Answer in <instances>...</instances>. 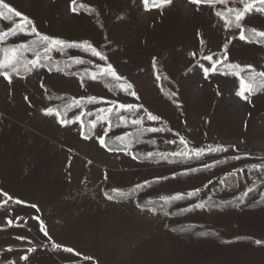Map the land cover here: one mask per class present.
<instances>
[{
  "label": "rangeland",
  "instance_id": "rangeland-1",
  "mask_svg": "<svg viewBox=\"0 0 264 264\" xmlns=\"http://www.w3.org/2000/svg\"><path fill=\"white\" fill-rule=\"evenodd\" d=\"M78 1L97 9L101 28L88 15L72 13L71 0H4L31 19L41 34L68 43L87 42L107 59L80 66L85 81L39 67L11 83L0 76V264H264V89L241 98L234 75L210 72L206 79L202 71L211 68L204 56L227 55L219 67L250 65L253 72L241 73L247 77L264 72L263 47L239 40L240 29H229L215 15L217 8L235 20L228 10L242 9L247 1L227 0L215 7L173 0L163 10L149 11L141 0ZM18 20H0V33H9L7 41L35 38L15 29ZM240 23L264 31V12L245 14ZM51 54L61 57L57 51ZM27 57L36 59L33 52ZM79 57L71 53L72 59ZM154 58L164 92L154 74ZM107 64L123 78L110 76L116 94L85 74V69L92 73L96 65ZM42 81L70 103L82 101L66 119L76 121L83 112L89 123L109 116V107L125 117L128 122L118 120L120 126L108 134L114 140L124 136L128 154L99 147L96 137L108 129L106 120L96 123L91 138L83 139L78 121L62 126L55 116L44 115L53 104L45 97ZM125 83L132 88L124 91ZM120 104L142 107L117 112ZM149 113L159 120L149 121ZM137 118L142 124L133 125L131 120ZM132 125L163 131L149 133V143L138 144L127 139ZM181 138L189 149H203V154L187 164L168 165L164 159L183 148ZM218 146L222 150L208 152ZM149 153L161 161L140 160ZM133 155L140 158L134 160ZM228 159L233 162L215 164ZM138 184L146 186L135 190ZM105 185L111 192L119 189L132 196L110 201L102 192ZM249 187L260 192L244 202L242 193ZM197 189L198 195L187 198ZM177 194L185 198L168 204L161 199ZM241 199L236 207H207L209 202L229 205ZM138 201L159 202L161 207L138 208ZM41 222L48 236L40 231ZM172 229H197L215 238L183 236ZM29 248L35 251L29 253ZM25 255L28 259L22 261Z\"/></svg>",
  "mask_w": 264,
  "mask_h": 264
},
{
  "label": "snow or ice",
  "instance_id": "snow-or-ice-1",
  "mask_svg": "<svg viewBox=\"0 0 264 264\" xmlns=\"http://www.w3.org/2000/svg\"><path fill=\"white\" fill-rule=\"evenodd\" d=\"M141 2L144 5V10L145 11H149L152 8H157V9H161L163 10L166 7L171 6L173 0H141ZM227 0H189V3L191 4H195V5H208V6H212L215 4H220V3H226ZM243 2V0H242ZM84 5L83 4H77V0H71V4H70V10L73 13L77 12V8H83ZM0 8L2 9H6L7 10V14H10L13 17H17L19 18L17 24L15 25V29L22 32L24 35H28V36H35L36 37V41L33 42V44L39 43L41 45H43V52L34 50V55L36 56V59H32L29 60L26 57L23 56L21 50L22 49H27L29 47V45L27 44H19L15 47L12 48H3L0 49V76H2L4 78V80L8 81L9 83L12 82V77L13 75L15 76H20L22 73L24 72H28L29 71V65H31V68H36L39 64V58L41 55L44 56V58L46 60H51L52 57L49 55V53L53 52V51H57V52H61L63 53L64 50L66 48H80L84 51H88L89 49H91V55L94 57H97L100 61H106V57L100 52L98 51L95 47H92V45L88 44L87 42L81 43V44H77V43H68L65 42L63 40L60 39H55V38H50L47 35L41 34L36 27L33 24V21L31 19H29L28 17L24 16L22 13H20L19 11L14 10L13 7H11L9 4L5 3L4 0H0ZM228 11L233 12L234 13V17H235V21H236V28L240 29V34H239V40L241 41H246V42H251L254 38H259L256 40L257 43L264 41V31H258L255 29H250L248 30L251 34L250 35H246L245 34V29L241 26V24L239 23L243 17L245 16V14L251 13L252 11H256V12H264V0H247L246 3H244V7L242 9H229ZM215 15L220 17L222 20H224L225 25L228 26L231 24V21L228 20L227 16L225 13H222L220 11H216ZM0 17H3V19H8V15L0 12ZM8 32H4V33H0V42H3L4 37L6 35H8ZM12 34H16L15 30H12ZM231 42V41H229ZM193 57H195V53H192ZM205 60H208L211 62V68H203L202 71L204 73V77L207 79L209 73H217L219 72V66L224 65V61H226L228 59L227 55H222L219 58L214 59L213 56L211 55H207L203 57ZM74 64H82L83 60L76 58L73 60ZM65 67H67V65H65ZM227 69H230V71H223L220 72L221 75H234L236 77V79L239 81V91H237V95L240 96L241 98H246L245 94L247 93L248 95L253 94L257 88L260 89H264V72H259V73H254L253 75L245 78L244 76L241 75V73L243 72H253L254 70L252 69V67L249 66H240V65H236V64H228L225 66ZM156 65H155V58L153 59V69L155 70ZM96 72H92L89 73V71L87 69H85V74L89 75V78L93 81H96L97 79H99L100 77H108L111 76L114 80L116 81H120L123 78L118 76L117 73L115 72V70L113 69L111 64H107L106 66L103 65H96ZM73 75H76L75 73H73ZM257 77H259V79H257ZM83 76H81V79L83 80ZM157 79H159V77H157ZM41 87H43V85H41ZM132 88L131 84H127L125 83V86L123 88L124 91H128ZM132 96H135V92H131L130 93ZM173 95H175V93H173ZM27 99V97H26ZM89 101H93L94 98L93 97H89L88 98ZM82 103L81 100H74L71 103H66L65 105H63V107L60 108H52V107H48L45 108L43 110V114L46 116H55L57 119V122L60 123L62 126L63 125H69L72 124L76 121L80 122V126H81V130H80V135L82 138H91L90 134L91 132L95 129L96 127V123L99 121H104V120H108L110 119V116H99L97 117L96 121H90L88 123V125H85L83 120L81 119V117L84 116V113L81 112L79 114V116L76 117V121H73L71 119H66L65 116L67 115V113L69 111H71L72 107H79V105ZM142 106H137V105H133V104H120L116 106V110L117 112H119L120 110H124L127 112H133V110L135 111H139V108ZM101 111H105V110H101ZM107 113L111 114L113 112V108L109 107L106 110ZM89 115H91V113H89ZM147 119L149 121H158L159 117L152 115V114H147ZM118 120L120 123H127L128 121L126 120L125 117L119 116ZM131 123L133 125H140L142 124V119L137 118V119H133L131 120ZM85 127H87L88 131L85 132L84 129ZM111 128V124H109L108 129H106L102 135H97L96 139L97 142L99 144V147L101 149H104L106 151H111V152H120V151H125L128 148V145L125 143V137L124 136H117L115 138V141L118 142L119 145L123 146V147H112L111 145V141L106 140L105 137L108 136V131ZM163 131V129L160 128H146V129H140L141 134L143 132H149V133H157V132H161ZM169 143H172V141H169ZM179 143L181 145H183V148L180 151H174L171 153V155L173 156H178V157H184L186 159H190V158H199L202 154H203V149H197V150H192L189 149V145L188 142L186 140H184L183 138L180 139ZM185 149H188L187 151H185ZM222 150L219 146L217 148H208V152L212 153V152H216V151H220ZM125 154H128L127 151H125ZM149 158L152 156L151 153L148 154ZM167 157H165L166 159ZM132 159L137 160L139 159V157L133 155ZM89 163H91V161H89ZM206 167H210L208 165H206ZM256 171H260L259 168L255 169ZM192 172H195L196 169H191ZM185 175H187V173H184ZM146 185H136V189L138 190L141 187H144ZM254 189L252 187H249L247 189V191H244L242 193L243 197H247L249 195V193H251ZM199 194V190H195V191H190L188 192L187 198H192L196 195ZM106 195V199L108 200H115L117 198L120 199H125V198H131L130 194H126L123 193L121 191H119V189H113L111 194H105ZM262 196H264V193H262ZM185 196L177 194V195H173L170 197H161V199L163 200L164 204H168L170 202H174V201H179L184 199ZM243 200H240V203H242ZM264 202V201H262ZM15 203L20 204L22 203L19 200H15ZM152 203V202H149ZM200 208L205 207L204 204H199L197 205ZM32 207H36V205H32ZM138 208H145L147 207V205H137ZM151 210V209H149ZM165 215H167V213H165ZM9 223H11L9 221ZM40 231L45 235L48 236V232L45 229L44 224L41 222L40 223ZM20 239H24L23 237H20ZM255 243L257 245L261 244L260 240L255 241ZM55 248H59V245H54ZM29 253L35 251V249L33 248H29L27 250ZM64 251L66 252H72L73 249L71 248H65ZM20 259L22 261L27 260L28 256H21Z\"/></svg>",
  "mask_w": 264,
  "mask_h": 264
},
{
  "label": "trees",
  "instance_id": "trees-1",
  "mask_svg": "<svg viewBox=\"0 0 264 264\" xmlns=\"http://www.w3.org/2000/svg\"><path fill=\"white\" fill-rule=\"evenodd\" d=\"M245 1H247V0H245ZM77 4L79 5L81 3L77 0ZM221 4L222 3L215 4V5H212V6L216 7V6H220ZM215 11H218V9L216 8ZM0 12L8 15V19H6V20L3 19V17H0V20H2V21L8 22L10 20V18L12 17L10 14H7V10L6 9L0 8ZM75 14H86L92 19V21L94 22V24L98 28L102 27L101 19H99V17H98V15H99L98 11L94 7H89L87 5H84L83 8H77V12ZM227 18H228V20L231 21V24L228 25L227 27L229 29H237L236 26H235L236 25V21L234 20V18L232 19L231 15H228ZM0 27H1V22H0ZM242 27L245 29V34L246 35H250L251 34L248 31V30H250L248 27H245V26H242ZM8 37H9V34L4 37L3 42H0V49L12 48V47H15V46H17L19 44H27V45H29V47L27 49H22L21 50L23 56L26 57L27 59H28L27 53H29V52H33L34 53V50L43 52V45H41L39 43L33 44V42L36 41V37L35 38L33 37V39H30V40L21 41V42H17L16 40L14 42H9V41H7ZM257 39H259V38H254L251 42H247V43H249V44H257V45L263 47V49H264V41H261V42L257 43L256 42ZM74 43L81 44V42H79V41L78 42H74ZM71 53L79 54L81 56V57H79V59L83 60V63L82 64H74L73 63L74 59L71 58ZM60 54H61V57L58 58V59H55V58H53L52 54L49 53V55L52 57L51 60H46L44 58V56L41 55L40 58H39V64H38L37 67L44 69L47 73H61V74L65 75V76H67V77L75 76V77L80 78L81 81H85L86 77L81 72H79L77 69L80 66H82V67L94 66V62L97 59V57H94V56L91 55V49H89L88 51H84V50H82L80 48L72 47V48H66L64 50V52L63 53L60 52ZM65 65H67V67H65ZM155 65H156V68H155V70L153 69L154 70V74H155L156 78L159 77V79H157L158 80V84H159L160 88H162V90L164 92L165 91V85H164L165 82H164V78L161 76V68L157 64H155ZM34 69L31 68V65H29V71L28 72H24L20 76L13 75L12 79L13 78H18V79L25 78V77L31 75V73L33 72ZM223 71H230V70L219 67V72L218 73L223 72ZM73 73H75L76 75H73ZM241 75L244 76L245 78H247V75H244V74H241ZM81 76L84 77L83 80L81 79ZM97 81H99L110 93L116 94V93L119 92L117 86L112 82V79H111L110 76H108V77H100L99 79H97ZM41 85H43L42 88L44 90L46 99L49 102H52V104H53L52 107L53 108H60V107H63V105H65L66 103H70V99L67 96H61V95L53 93V91L48 87V85H47V83L45 81H42ZM167 93H168V90L166 91V95H167ZM74 109H75V107H72L71 111H69L67 113V115L70 112H72ZM109 116H110V119H108L106 121H107L108 125L111 124L110 130H115L118 126H120V123L118 122V116L116 114H114V113H111ZM81 119L83 120L85 125H88V120H87L86 116L81 117ZM79 124H80V122H79ZM131 127H135V129L132 132H130V134L128 135V138H127L128 140L133 141V142L138 143V144L149 143L148 138H147L148 135H149V132H143L141 134L140 129H143V128H139V127L133 126V125ZM84 131L85 132L88 131L87 127H85ZM91 136H92V132L90 134V137ZM83 139H85V138H83ZM87 139H89V138H87ZM105 139L112 142L111 145H110L112 147H123V146L119 145L118 142H116L112 138L111 134H108V136L105 137ZM125 151H120V152H125ZM108 152H111V151H108ZM115 153H119V152H115ZM211 155L216 156L217 153H213ZM140 160L147 161V162H154V163H157V162L161 161V159L156 158V157H152V156L150 158H149V156H143V157L140 158ZM164 161H166V163L168 165H170V164L171 165H180V164H187V163L190 162V161H188V159H186L184 157H178V156H174L171 159L166 158V159H164ZM230 162H233V161H231L229 159L228 160H219L215 164H216V166H222V165H225V164L230 163ZM226 180L228 181V178L223 180L224 183H225ZM102 192H103L105 197H106V195H105L106 193L107 194H111L112 193L111 192V188H109L107 185L104 186ZM258 192H260V188H256L255 190H253L251 193H249V195L247 197H245L244 202L247 201L251 196H253L255 193H258ZM131 196L132 195L130 194V197ZM126 199H128V198H125V199L117 198V199L112 200V201L122 202V201H124ZM138 204L139 205H147V207H145V208H148V209H151V210H157V211H159L160 207H161V203L155 202V201H152V203L144 202V201H138ZM215 204L216 203H213V202L207 203L208 209L225 208L226 206L236 207V206H239V204H241V203H240V201H234L232 203H229V205H215ZM251 208H253V207L251 206ZM172 230L173 231H177L178 234H181L183 236H193V237H197V238L203 237V238H211V239L215 238L214 235L206 233V232H202V231L197 230V229H193V232H192L191 229H184L185 230L184 233L181 232L182 229H172Z\"/></svg>",
  "mask_w": 264,
  "mask_h": 264
}]
</instances>
